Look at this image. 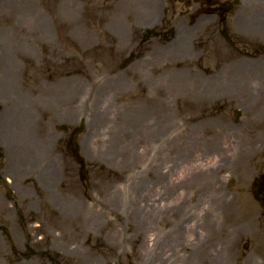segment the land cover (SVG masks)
I'll list each match as a JSON object with an SVG mask.
<instances>
[{
    "label": "rangeland",
    "instance_id": "rangeland-1",
    "mask_svg": "<svg viewBox=\"0 0 264 264\" xmlns=\"http://www.w3.org/2000/svg\"><path fill=\"white\" fill-rule=\"evenodd\" d=\"M229 1L236 37L241 11L262 6ZM195 6L0 0V227L13 247L0 233V264H264L253 63L209 18L192 26ZM149 30L164 40L143 43Z\"/></svg>",
    "mask_w": 264,
    "mask_h": 264
},
{
    "label": "flooded vegetation",
    "instance_id": "flooded-vegetation-1",
    "mask_svg": "<svg viewBox=\"0 0 264 264\" xmlns=\"http://www.w3.org/2000/svg\"><path fill=\"white\" fill-rule=\"evenodd\" d=\"M218 2L219 1L217 0H201V2L194 9V12L196 13L193 17L194 22L202 16L199 11H207L209 7L217 6ZM224 8L225 5H223L221 12L224 11ZM221 12H218V14ZM262 13H264V11L261 10L254 11L253 15H247L246 12H243L239 19H237L239 41L242 46L241 49L244 53V57L253 61L255 65V76L259 81L264 79V26L259 23L256 25L255 23L258 22L257 18ZM246 36H250L252 41L246 40ZM258 171L259 172L256 177L260 179V181L264 182L263 166ZM253 196L260 204L264 205V190L259 195H256L254 190Z\"/></svg>",
    "mask_w": 264,
    "mask_h": 264
},
{
    "label": "bare ground",
    "instance_id": "bare-ground-1",
    "mask_svg": "<svg viewBox=\"0 0 264 264\" xmlns=\"http://www.w3.org/2000/svg\"><path fill=\"white\" fill-rule=\"evenodd\" d=\"M259 4L260 5H263L264 4V0H259ZM62 7H61V10L62 11H64L65 10V8H67L68 7V4H67V2L65 1V2H63L62 3ZM261 16H262V20L264 21V13H262L261 14ZM256 25H258V22H256L255 23ZM173 79H174V77H173ZM178 81H181V79H179ZM178 84H180V83H178ZM227 84H229V82L227 81ZM226 84V85H227ZM204 84H200V82L196 85V86H200V87H202ZM227 87L228 88H230L228 85H227ZM203 88H206V86L204 85V87ZM103 89H105V88H103ZM159 89H160V87H159ZM237 94L238 95H240L241 94V92H237ZM247 94V96H253V94L252 93H246ZM101 96V95H100ZM176 96H180V94H178V95H176ZM194 97H196V98H193L194 100H196V99H199V100H201L202 102H204L205 101V97H204V95L202 94V95H200V97L199 98H197V96L195 95ZM150 100V99H149ZM197 101V100H196ZM252 102H254V100H252ZM155 102H152V103H150V104H154ZM243 103V102H242ZM163 121H164V119L162 118V119H160L158 122L159 123H161V125L163 124ZM121 126H122V129L124 130L123 131V133H125V132H127V133H129L130 131H129V126L128 127H126L124 124H121ZM136 127V126H135ZM162 127V126H161ZM14 163L15 162H12L11 164H10V166L8 167L9 169H8V171L10 172V171H12V168H13V165H14ZM207 264H213V259H211L210 257H207V259L205 258V260H204Z\"/></svg>",
    "mask_w": 264,
    "mask_h": 264
}]
</instances>
